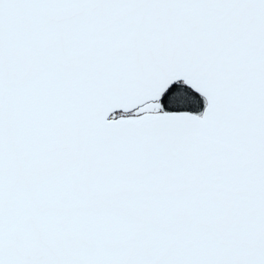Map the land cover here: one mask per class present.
<instances>
[{"label":"snow or ice","instance_id":"1","mask_svg":"<svg viewBox=\"0 0 264 264\" xmlns=\"http://www.w3.org/2000/svg\"><path fill=\"white\" fill-rule=\"evenodd\" d=\"M0 264H264V0H0Z\"/></svg>","mask_w":264,"mask_h":264}]
</instances>
